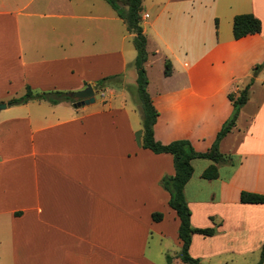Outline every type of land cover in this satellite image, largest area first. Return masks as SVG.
Returning a JSON list of instances; mask_svg holds the SVG:
<instances>
[{
  "label": "crops",
  "instance_id": "crops-1",
  "mask_svg": "<svg viewBox=\"0 0 264 264\" xmlns=\"http://www.w3.org/2000/svg\"><path fill=\"white\" fill-rule=\"evenodd\" d=\"M75 1L0 0V264H172L180 221L161 180L175 174L173 157L143 148L126 103L113 106L101 99L108 85L95 88L112 76L123 85L131 61L123 41L134 33L114 9L81 10ZM168 1L179 6L148 23L161 43L154 54L171 56L161 57L171 72L155 98V140L208 151L233 111L228 93L237 96L240 81L248 88L219 143L227 161L216 163L217 178L202 177L212 161L191 162L190 224L215 233L193 234L188 253L201 264H258L264 204L242 203L240 194L264 195V75L252 76L264 63V0ZM239 14L258 18L260 33L234 39ZM87 85L100 98L79 108L8 103L26 87L72 93Z\"/></svg>",
  "mask_w": 264,
  "mask_h": 264
},
{
  "label": "trees",
  "instance_id": "trees-1",
  "mask_svg": "<svg viewBox=\"0 0 264 264\" xmlns=\"http://www.w3.org/2000/svg\"><path fill=\"white\" fill-rule=\"evenodd\" d=\"M116 11L119 18H121L127 25L128 31L135 34L134 44L137 50L135 59V68L137 71L136 79V93L138 99L143 106L142 117V135L141 145L145 149L151 150L153 153H169L173 157V164L175 174L173 176H164L161 180L162 187L169 193V206L175 210L176 215L180 221L178 229V238L182 246L179 258L184 264H201L199 260L192 258L188 249L191 243L193 234H200L203 236H212L215 233L213 228H193L190 224L191 212L184 196V187L190 180L193 173L191 165L194 159H207L214 164L210 165L202 173L205 179H214L218 176L216 163L226 162V157L219 151L220 141L229 133L235 126V122L240 111V108L246 103L248 99V88L242 91L236 101L234 102L231 117L223 124L218 132L211 148L204 152H196L192 144L188 140H175L168 144L159 143L154 139V124L156 123L158 113L151 103L149 94L147 93L148 80L144 64L147 61L146 40L143 36V30L140 25L139 12L142 7L143 0H105ZM121 6L125 10H121ZM261 22L252 14H239L233 18V37L240 39L247 35L260 33ZM171 72V64L169 61L165 62L164 75L168 76ZM118 76L104 78L99 81L95 88L101 90L106 85H113L117 83ZM68 92L53 91L35 93L29 87L25 88V93L18 97L11 99L9 105H18L26 103L30 100L44 101L50 104H58L60 102L74 103L75 100L69 96ZM230 99L233 97L231 95ZM240 201L249 204H264V195L250 192H241ZM153 219L158 221L162 218L159 213L153 214ZM264 260V245L261 250V256L258 264H262Z\"/></svg>",
  "mask_w": 264,
  "mask_h": 264
},
{
  "label": "rangeland",
  "instance_id": "rangeland-1",
  "mask_svg": "<svg viewBox=\"0 0 264 264\" xmlns=\"http://www.w3.org/2000/svg\"><path fill=\"white\" fill-rule=\"evenodd\" d=\"M175 3H172L170 5L168 0H143V5H142V10L139 12V17H140V25L142 27V30L147 27V33L143 32V36L145 37L146 40V52H147V61L144 64V69L146 71V77L148 80V85H147V93L149 94V97L151 99V103L153 107L155 108L156 112L159 114L160 111L158 110L156 106V96L157 94L162 92V86H163V72L165 69V64L161 57H171L168 56V54H164L163 51L159 52V55L154 54V51L159 49L161 46V43L158 41V39L154 36V33L152 31V28L148 27V23L150 24L151 20L155 17V13L160 11L161 8H168V6L171 8L173 6H179V5H173ZM77 6H81V10L83 9H92L95 11H103L104 13L108 12H113V8L111 5L106 2L105 0H76L75 4ZM121 10L123 11L124 8L121 6ZM168 10V9H167ZM167 11H165L166 14ZM146 15L147 20H141L142 16L141 15ZM214 26H212V30L216 29L215 28V23H212ZM124 33V30H123ZM127 33H124V35ZM134 39H135V34H127L126 39L123 41L125 48L124 51L127 54V57L131 59L127 65V72H126V77L124 78L122 84L120 85L118 83H115L113 85H109L108 89L106 92H104V97L101 98L103 100H106L107 103H111L113 106H118L121 103L124 104L126 103L131 117L132 121L134 123V126L136 128L141 129L142 126V117H143V106L141 105L137 93H136V79H137V71L135 69L133 59L137 56V50L135 48L134 44ZM193 49H195V43L193 44ZM161 55V56H160ZM170 60V59H168ZM263 68H264V63L258 64L255 69H253V77H256V75H261L263 76ZM250 78L249 83L254 81V78ZM239 90L240 92L238 93L237 96L232 95V90L228 93V98L232 104V107L234 106V102L238 98L239 94L245 90L244 87H242V82L240 81L239 85ZM110 88L114 89L116 92L114 96L110 95ZM231 95L233 98L230 99ZM240 113V112H239ZM239 113L237 118L239 117ZM232 114V113H231ZM231 117V115L225 120V122L228 121V119ZM238 120V119H237ZM245 117L242 115L239 119V125H242L244 122ZM224 122V123H225ZM223 123V124H224ZM222 124V126H223ZM154 129V128H153ZM155 139V138H154ZM195 150V149H194ZM197 152V151H196ZM202 160V159H200ZM207 160V159H203ZM198 165H196V169H198ZM170 249H173L171 246ZM181 250V249H180ZM180 250L177 254H174L173 251L170 252V255L173 258L172 264H184L181 259L179 258ZM178 257V259H177ZM177 259V260H176ZM248 264V263H246Z\"/></svg>",
  "mask_w": 264,
  "mask_h": 264
},
{
  "label": "water",
  "instance_id": "water-1",
  "mask_svg": "<svg viewBox=\"0 0 264 264\" xmlns=\"http://www.w3.org/2000/svg\"><path fill=\"white\" fill-rule=\"evenodd\" d=\"M69 96L75 100L73 103L75 108H79L100 98V94L91 85H87L83 90L72 92ZM2 108H5V104H0V109Z\"/></svg>",
  "mask_w": 264,
  "mask_h": 264
}]
</instances>
